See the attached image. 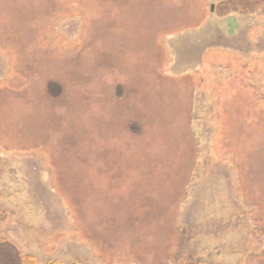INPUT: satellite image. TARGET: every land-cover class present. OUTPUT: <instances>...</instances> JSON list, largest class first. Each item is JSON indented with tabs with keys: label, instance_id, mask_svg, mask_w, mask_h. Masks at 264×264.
<instances>
[{
	"label": "rangeland",
	"instance_id": "obj_1",
	"mask_svg": "<svg viewBox=\"0 0 264 264\" xmlns=\"http://www.w3.org/2000/svg\"><path fill=\"white\" fill-rule=\"evenodd\" d=\"M222 1L0 0V240L264 264V5Z\"/></svg>",
	"mask_w": 264,
	"mask_h": 264
},
{
	"label": "trees",
	"instance_id": "obj_2",
	"mask_svg": "<svg viewBox=\"0 0 264 264\" xmlns=\"http://www.w3.org/2000/svg\"><path fill=\"white\" fill-rule=\"evenodd\" d=\"M264 5V0H226L217 7L220 15L245 14ZM0 264H37L33 255H24L13 243L0 240Z\"/></svg>",
	"mask_w": 264,
	"mask_h": 264
},
{
	"label": "water",
	"instance_id": "obj_3",
	"mask_svg": "<svg viewBox=\"0 0 264 264\" xmlns=\"http://www.w3.org/2000/svg\"><path fill=\"white\" fill-rule=\"evenodd\" d=\"M214 6H212V10H213Z\"/></svg>",
	"mask_w": 264,
	"mask_h": 264
}]
</instances>
